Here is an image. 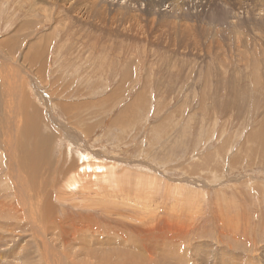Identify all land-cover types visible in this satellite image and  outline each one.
Segmentation results:
<instances>
[{
  "label": "rangeland",
  "instance_id": "rangeland-1",
  "mask_svg": "<svg viewBox=\"0 0 264 264\" xmlns=\"http://www.w3.org/2000/svg\"><path fill=\"white\" fill-rule=\"evenodd\" d=\"M196 263L264 264V0H0V264Z\"/></svg>",
  "mask_w": 264,
  "mask_h": 264
},
{
  "label": "bare ground",
  "instance_id": "bare-ground-1",
  "mask_svg": "<svg viewBox=\"0 0 264 264\" xmlns=\"http://www.w3.org/2000/svg\"><path fill=\"white\" fill-rule=\"evenodd\" d=\"M36 44V43H35ZM37 48V47H36ZM33 57V56H32ZM34 58V57H33ZM13 79V78H12ZM10 80H11V77H10ZM19 81V80H18ZM11 82H13L12 80H11ZM8 83V82H7ZM12 84V83H11ZM29 107V106H28ZM30 109H34V108H31V104H30ZM36 109V108H35ZM33 110V114H34V116H35V118L37 117V115H38V112L36 111V110ZM27 110V109H26ZM32 110H30V111H32ZM23 111H25V109L23 110ZM29 112V111H28ZM27 114V113H26ZM23 116V115H22ZM26 116V115H25ZM30 116V115H29ZM32 117V116H31ZM31 119V118H30ZM33 119V118H32ZM20 120H21V117H20ZM27 122V121H26ZM29 123V122H28ZM28 123H26V125L24 126V127H22V132H23V135H24V144H27V143H30V144H32L33 143V146L34 147H37V148H35L34 150H35V152L33 151L32 153L33 154H31V156H30V158H31V160L29 161L30 163L29 164H27V166L25 167V169L26 170H28V172H29V169L30 168H34V162H36V161H34L35 159V157L37 158H39L38 159V161L41 159L42 160V158L44 159V161L45 160H47L46 159V153H45V151H43V150H41V148L40 147H38V144L36 143V136L38 135V133H34L33 135H32V133H29V132H32L33 130H35V128H33V126L30 124V127L28 126ZM16 128V127H15ZM26 128H30V131H26L25 129ZM32 130V131H31ZM13 131V130H12ZM11 131V132H12ZM14 132H15V130H14ZM28 134H29V137H28ZM30 136L32 137V139L30 138ZM27 137V138H26ZM30 141V142H29ZM19 143V142H18ZM32 146V145H31ZM27 152V151H26ZM24 155V154H23ZM27 154H25L24 155V157L26 156ZM48 156V155H47ZM27 157V156H26ZM28 158H29V156H28ZM33 161V162H32ZM38 161H37V163H36V165H35V169H37V167H39V166H41L40 164H42V163H38ZM23 162V161H22ZM27 162V161H26ZM32 162V163H31ZM25 163V162H24ZM28 163V162H27ZM50 163V162H49ZM44 166V165H43ZM45 166H46V164H45ZM45 166H44V168H45ZM41 169V168H40ZM38 171H40V170H38ZM109 173V172H108ZM35 175H36V173H34ZM35 175H32V176H34L35 177ZM32 176H31V178H32ZM24 179V178H23ZM34 179V178H33ZM35 180V179H34ZM74 177L73 176H71L70 178H69V181H68V185H70V186H72L73 184H74ZM35 182V181H34ZM43 182V181H42ZM33 183V182H32ZM23 184V183H22ZM37 184V183H36ZM42 186V185H41ZM39 190V189H38ZM112 200V199H111ZM48 203V202H47ZM150 203V202H149ZM47 205H49V204H47ZM138 206V205H137ZM112 255V254H111ZM197 264V263H196Z\"/></svg>",
  "mask_w": 264,
  "mask_h": 264
}]
</instances>
